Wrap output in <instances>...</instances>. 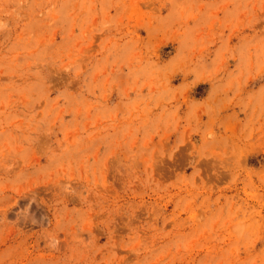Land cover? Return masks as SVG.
Listing matches in <instances>:
<instances>
[{"label": "rangeland", "instance_id": "rangeland-1", "mask_svg": "<svg viewBox=\"0 0 264 264\" xmlns=\"http://www.w3.org/2000/svg\"><path fill=\"white\" fill-rule=\"evenodd\" d=\"M0 264H264V0H0Z\"/></svg>", "mask_w": 264, "mask_h": 264}]
</instances>
